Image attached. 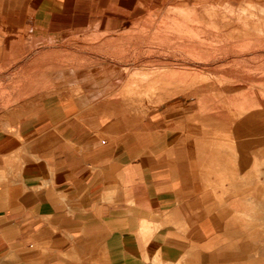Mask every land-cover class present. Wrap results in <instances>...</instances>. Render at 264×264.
<instances>
[{"label": "crops", "instance_id": "0c3cea01", "mask_svg": "<svg viewBox=\"0 0 264 264\" xmlns=\"http://www.w3.org/2000/svg\"><path fill=\"white\" fill-rule=\"evenodd\" d=\"M74 1L0 0V37L55 38ZM100 1L109 13L129 0ZM98 109L49 96L0 119V264H264L251 254L264 253L259 186L257 221L237 219L248 180L178 148L171 159L163 134L121 130Z\"/></svg>", "mask_w": 264, "mask_h": 264}, {"label": "rangeland", "instance_id": "374dc122", "mask_svg": "<svg viewBox=\"0 0 264 264\" xmlns=\"http://www.w3.org/2000/svg\"><path fill=\"white\" fill-rule=\"evenodd\" d=\"M127 2L101 13L100 0H75L71 27L55 38L0 37V119L49 96H82L121 130L163 134L156 143L171 159L178 148L192 166L200 158L248 180L233 213L255 221L257 186L264 198V0Z\"/></svg>", "mask_w": 264, "mask_h": 264}, {"label": "bare ground", "instance_id": "6f19581e", "mask_svg": "<svg viewBox=\"0 0 264 264\" xmlns=\"http://www.w3.org/2000/svg\"><path fill=\"white\" fill-rule=\"evenodd\" d=\"M260 199H261V198H260ZM260 199H259V200H260ZM256 200H258V199H256Z\"/></svg>", "mask_w": 264, "mask_h": 264}]
</instances>
